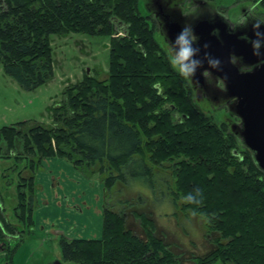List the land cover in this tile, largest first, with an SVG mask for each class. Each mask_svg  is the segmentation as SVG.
<instances>
[{
    "label": "trees",
    "instance_id": "16d2710c",
    "mask_svg": "<svg viewBox=\"0 0 264 264\" xmlns=\"http://www.w3.org/2000/svg\"><path fill=\"white\" fill-rule=\"evenodd\" d=\"M139 2L0 0V62L26 91L54 77L51 36L84 33L112 40L108 79L84 75L68 85L53 108L51 126L5 130L8 144L0 143V158L18 160L19 144L24 151H48L53 139L54 150L76 167L110 165L108 189L129 179L153 190L154 172L145 157L150 154L154 166L170 164L176 206L181 202L183 212L203 217L209 233L219 234L213 250L193 258L194 264H264V172L244 145L248 156L234 150L235 135L221 134L193 104L190 85L173 69ZM34 182L35 175L17 187L20 221L38 208ZM27 183L33 184L27 187L32 197L22 192ZM188 193L195 199H185ZM126 221L124 214L105 209L102 236L61 241L64 257L76 264H185L154 235L150 220L145 240ZM0 236L6 237L1 226Z\"/></svg>",
    "mask_w": 264,
    "mask_h": 264
},
{
    "label": "rangeland",
    "instance_id": "374dc122",
    "mask_svg": "<svg viewBox=\"0 0 264 264\" xmlns=\"http://www.w3.org/2000/svg\"><path fill=\"white\" fill-rule=\"evenodd\" d=\"M205 1L224 17L236 16L240 20L245 14H250L264 24V0ZM143 3L140 0L142 13L145 12ZM152 23L156 41L160 46H165L155 23ZM111 42L110 37L84 33L51 36L54 77L34 91L24 90L5 72L0 62V143L8 144L4 133L11 126H51L53 108L63 100L66 87L81 81L84 75L95 76L100 81L107 80ZM169 55L167 53L168 59ZM186 82L188 85L189 82ZM190 87L193 104L222 129L221 134L235 135L237 141L234 150L241 157L248 156L237 133L241 120L233 116L228 107L221 106L213 99H198L197 93ZM146 141L144 139V145ZM52 145H46L48 151L31 149L29 152L24 151L23 144H19L18 150H15V154L20 151L18 160L13 155L7 159L0 158V196L3 195L4 201L3 207L0 205V217H3L0 218V226L6 232V237L0 236V239L7 242L8 264H47L56 258L63 264H76L64 257L63 240L101 237L107 208L116 214H124L126 227L144 240L146 229L151 230L150 220L154 235L170 244L185 264H194L193 258L203 257L213 250L212 241L219 234L209 233L203 217L191 211L183 212L181 202L176 206L172 196L174 180L167 168L170 167L169 163L154 166L150 154H146V160L154 172L153 190L143 184H134L129 179L126 182L117 181L108 189L105 183L111 174L108 169L110 165L104 170L100 163L76 167L71 160L60 157L54 150L56 142L53 139ZM31 155L41 157L36 160ZM136 157L139 158V155ZM33 175L37 189L35 197L40 209L38 207L32 218L27 214V219L20 221L17 216L21 210H16L19 206L17 187ZM27 184L22 192L32 197L34 191L32 194L27 187L33 184ZM47 202L50 204L44 205Z\"/></svg>",
    "mask_w": 264,
    "mask_h": 264
},
{
    "label": "flooded vegetation",
    "instance_id": "af4514ba",
    "mask_svg": "<svg viewBox=\"0 0 264 264\" xmlns=\"http://www.w3.org/2000/svg\"><path fill=\"white\" fill-rule=\"evenodd\" d=\"M145 9L144 14L151 17V21L155 23L160 37L164 40V45L161 46L163 51L167 54L170 53V45L168 42L174 41L177 35V30L182 28L185 24H190L194 31L198 34L199 40L201 39L199 33L201 31H209V37L216 43L221 42L223 33L239 34L240 38L252 41L250 36H255L253 39L264 40V35L257 36V33L264 34L260 29L261 24L256 18L250 14H245L243 18L236 19L234 17H224L221 12L216 10L211 3L205 0H143ZM184 6H187L184 9ZM179 27V28H177ZM254 50V47L252 48ZM259 57L264 56V44L261 45ZM232 57V56H231ZM238 60L233 64L243 72L253 71L257 66L264 63L258 62L254 65L247 64V61L242 56H237ZM241 65L248 66L247 70H241ZM207 70V72L205 71ZM186 78V77H185ZM192 89L197 93V98L213 99L221 106L228 107V110L233 116H236L235 105L236 98L230 96L225 87V83L221 77L209 69H202L195 72L192 78H186ZM220 88L221 90H219ZM239 118V117H238ZM240 130L241 127L239 126ZM240 130L237 131L240 134ZM58 259L47 264H53Z\"/></svg>",
    "mask_w": 264,
    "mask_h": 264
},
{
    "label": "water",
    "instance_id": "95a60500",
    "mask_svg": "<svg viewBox=\"0 0 264 264\" xmlns=\"http://www.w3.org/2000/svg\"><path fill=\"white\" fill-rule=\"evenodd\" d=\"M179 28V27H177ZM181 28L177 30V33ZM264 33V25L260 29ZM201 39L196 45L200 48L197 54L203 63L196 72L209 69L221 77L230 96L236 98L235 114L241 120L240 138L242 144L252 152L259 169L264 172V63L253 71L243 73L232 62L233 54L242 56L247 64L254 65L264 60L252 49L255 37L240 38L239 34H224L221 42L214 43L209 31L199 33ZM176 37V36H175ZM218 57L220 65L212 67L205 53ZM53 264H63L60 260Z\"/></svg>",
    "mask_w": 264,
    "mask_h": 264
},
{
    "label": "clouds",
    "instance_id": "9594fccd",
    "mask_svg": "<svg viewBox=\"0 0 264 264\" xmlns=\"http://www.w3.org/2000/svg\"><path fill=\"white\" fill-rule=\"evenodd\" d=\"M264 34L257 33V36ZM199 40L198 34L194 31L190 24H185L179 33H177L174 41L168 42L170 45L169 62L176 69V71L183 77L192 78L197 68L203 63L202 59L197 55L200 52V48L196 45ZM254 51L257 55L260 54L261 45L264 44V40L255 39L252 41ZM208 63L212 67H218L220 60L218 57H213L210 53H205ZM233 62L238 60V57L233 54ZM248 66L241 65V70H247ZM207 72V70H205ZM199 190L197 189V192ZM185 199L193 200L195 195L188 193Z\"/></svg>",
    "mask_w": 264,
    "mask_h": 264
},
{
    "label": "crops",
    "instance_id": "0c3cea01",
    "mask_svg": "<svg viewBox=\"0 0 264 264\" xmlns=\"http://www.w3.org/2000/svg\"><path fill=\"white\" fill-rule=\"evenodd\" d=\"M104 192H105V189H104ZM0 205H2V207H3V203H4V201H3V195H2V197L0 196ZM48 204H50L49 202H47L46 204H44V205H48ZM16 205H17V202H16ZM1 207V206H0ZM1 207V208H2ZM39 207V206H38ZM38 209V208H37ZM39 209H40V207H39ZM3 213V215L5 216V211H3L2 212ZM2 217V216H1ZM2 219H3V217H2ZM8 221V220H7ZM9 222V221H8ZM164 241V240H163ZM165 242V241H164ZM166 243V242H165ZM7 242H6V240L5 239H0V264H2V262L4 263V264H8L9 263V258H8V249H7Z\"/></svg>",
    "mask_w": 264,
    "mask_h": 264
}]
</instances>
